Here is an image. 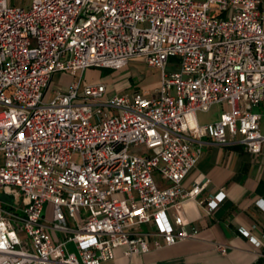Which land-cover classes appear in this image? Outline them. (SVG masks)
Segmentation results:
<instances>
[{"label":"built area","instance_id":"1","mask_svg":"<svg viewBox=\"0 0 264 264\" xmlns=\"http://www.w3.org/2000/svg\"><path fill=\"white\" fill-rule=\"evenodd\" d=\"M9 3L0 0V191L15 203L0 202V264H104L120 249L130 258L196 238L184 203L212 211L226 198L200 199L206 180L183 187L201 140L263 149L264 0ZM135 59L161 71L158 87L109 96L83 82ZM78 71L46 103L54 75ZM217 105L219 120L200 124L197 113Z\"/></svg>","mask_w":264,"mask_h":264},{"label":"crops","instance_id":"2","mask_svg":"<svg viewBox=\"0 0 264 264\" xmlns=\"http://www.w3.org/2000/svg\"><path fill=\"white\" fill-rule=\"evenodd\" d=\"M130 65L122 70H111L112 73L100 72L99 75L96 70L86 71L84 77L87 74L94 79H84L83 82L106 84L109 96L126 94L132 78ZM55 75L64 76L65 73ZM160 79L161 73L153 76L144 89L158 87ZM197 119L202 125L219 120L201 119L199 113ZM261 131L264 134L263 121ZM201 142L202 154L184 179L183 187L191 190L206 180L200 199L213 197L222 189L226 198L212 211L195 200L184 203L190 226L198 229L197 237L170 247L152 248L148 254H135L130 258L125 257L120 249L116 251L114 260L104 264H264V209L258 205L261 202L264 206V145L261 154L253 155L233 138H229L227 145H219L210 138H203ZM244 231L256 238L260 245L251 243L244 236ZM218 245L226 247L225 254Z\"/></svg>","mask_w":264,"mask_h":264},{"label":"rangeland","instance_id":"3","mask_svg":"<svg viewBox=\"0 0 264 264\" xmlns=\"http://www.w3.org/2000/svg\"><path fill=\"white\" fill-rule=\"evenodd\" d=\"M32 1L33 0H11L9 4L12 6H20V7L28 9L31 6ZM176 63H178L177 59H172L170 61V64H176ZM130 64H131L130 69L132 71V78H131V85L125 90V93H127V94H131L138 89L143 90L144 87L146 85H148L149 82H151L153 76L161 73L160 70L148 67L142 59H135ZM89 70H96L98 75L100 74V72L112 73L111 70L107 71V70H102V69H98V68H92ZM142 76H143V78H141ZM80 77H81L80 71H78L76 73H73V72L65 73L64 76L63 75H55L53 77V80L51 82L49 90L46 93V97H45L46 103H50L54 100L57 91L66 92L69 89L70 85L75 80L79 79ZM84 79L86 81H90V80L94 79V76L89 77L86 74ZM146 88L152 89V87H150V86H148ZM222 112H223V107L221 105H217V106L213 107L212 110L208 113L199 112V117L201 119L209 121L212 119L220 118V115ZM144 152H145V150L143 148H140V147H137V148L134 147V148L130 149V153L134 154V155H138V154H141ZM4 160H5V156L2 152H0V166H2L4 164ZM154 175H155V178H157V179L159 178L158 172H155ZM0 202L4 206L6 204H14L15 199L13 197L5 194L4 192L0 191ZM51 211H52V205L47 204L46 208H45L46 218L50 217ZM142 230L146 231L147 229L145 226H143ZM68 249L71 252H78L76 249V246L73 243L68 244Z\"/></svg>","mask_w":264,"mask_h":264}]
</instances>
